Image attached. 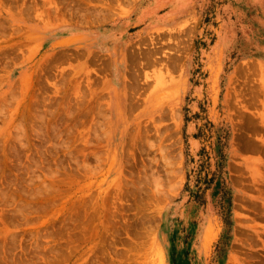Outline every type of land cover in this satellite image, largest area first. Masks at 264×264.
Wrapping results in <instances>:
<instances>
[{
    "label": "rangeland",
    "instance_id": "1",
    "mask_svg": "<svg viewBox=\"0 0 264 264\" xmlns=\"http://www.w3.org/2000/svg\"><path fill=\"white\" fill-rule=\"evenodd\" d=\"M0 264H264V0H0Z\"/></svg>",
    "mask_w": 264,
    "mask_h": 264
}]
</instances>
